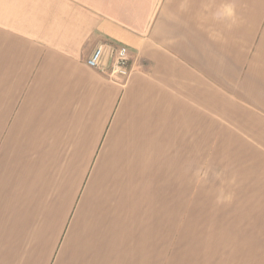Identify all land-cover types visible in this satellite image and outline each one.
Wrapping results in <instances>:
<instances>
[{"label":"crops","instance_id":"0c3cea01","mask_svg":"<svg viewBox=\"0 0 264 264\" xmlns=\"http://www.w3.org/2000/svg\"><path fill=\"white\" fill-rule=\"evenodd\" d=\"M100 44L128 78L87 67ZM217 75L264 131V0H0V264H136Z\"/></svg>","mask_w":264,"mask_h":264},{"label":"rangeland","instance_id":"374dc122","mask_svg":"<svg viewBox=\"0 0 264 264\" xmlns=\"http://www.w3.org/2000/svg\"><path fill=\"white\" fill-rule=\"evenodd\" d=\"M216 82L215 122L198 154L185 153L183 186L169 187L168 217H153L152 246L136 264H264L263 124L240 122L238 90H224L222 75ZM14 160L0 154L4 177Z\"/></svg>","mask_w":264,"mask_h":264},{"label":"built area","instance_id":"2783aa9c","mask_svg":"<svg viewBox=\"0 0 264 264\" xmlns=\"http://www.w3.org/2000/svg\"><path fill=\"white\" fill-rule=\"evenodd\" d=\"M85 64L109 79L128 78L131 72L130 54L125 46L100 44Z\"/></svg>","mask_w":264,"mask_h":264}]
</instances>
